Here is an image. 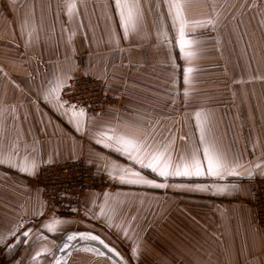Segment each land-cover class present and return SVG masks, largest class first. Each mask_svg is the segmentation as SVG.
<instances>
[{"label":"crops","instance_id":"obj_1","mask_svg":"<svg viewBox=\"0 0 264 264\" xmlns=\"http://www.w3.org/2000/svg\"><path fill=\"white\" fill-rule=\"evenodd\" d=\"M67 2L0 0V154L37 165L29 174L0 164V259L3 247L32 229L30 243L0 264H31L34 257L48 264L60 239L38 237H47L43 226L53 218L66 221L55 226L61 235L70 229L110 235L133 264H264V227L252 205V187L264 181V0H188L183 13L192 25L185 38L193 45L186 50L196 53L190 58L179 48V25L157 0H140L139 31L127 38L115 0H75L72 17ZM187 67L193 68L188 84ZM78 73L102 80L119 99L86 115L80 130L45 99L57 79L67 84ZM198 112L206 140L229 162L239 159L241 176L164 180L134 165L168 187L113 179L68 213L42 199V162L83 158L107 173L112 164L131 163L95 142L100 131L146 138L149 151H165L174 163L194 149L203 159ZM196 184L236 190L217 194ZM88 256L101 257L81 254L73 263Z\"/></svg>","mask_w":264,"mask_h":264},{"label":"snow or ice","instance_id":"obj_2","mask_svg":"<svg viewBox=\"0 0 264 264\" xmlns=\"http://www.w3.org/2000/svg\"><path fill=\"white\" fill-rule=\"evenodd\" d=\"M14 2V0H13ZM188 2V0H157V6L161 3L165 4L168 8V14L172 17L173 25H179V48L181 53L185 58H190L196 55L195 52L186 50L190 49L193 45V41L187 40L186 28L192 25L189 22L184 13L183 7ZM67 14L72 17L76 14L77 4L75 0H68L67 4ZM115 9L119 15L120 26L123 29V35L125 38L128 37L130 33H136L139 31L140 21L143 18V10L140 5V0H115ZM211 19L206 21L195 22L197 25L212 24ZM193 72V68L187 67L184 69V82L186 84L190 83L189 74ZM66 79H71L67 77ZM70 85L66 84L65 80L57 79L54 86H52L48 92L45 94V99H51L52 102L59 109H63L65 115L69 116L70 122L74 123L77 130H80L84 119L86 117L85 110L83 108L77 109L75 104H71L68 101L62 99V90ZM188 93L185 92V96ZM197 126L200 129V143L203 145V159L199 155V149H194L190 155L182 156L178 163H174L171 156L165 155V151H149L150 146L147 144L146 138L140 139L135 136H130L128 134H118L115 129H111L109 134L105 131L98 132V138L96 143L102 145L104 148L111 149L121 156H124L129 162L128 166H121L118 164H112L109 170V176L112 179H118L121 183L127 184H137V185H147L156 188L168 187L165 183H157L153 179H147L137 170H135L134 165H139L142 169H150L152 173L157 176L167 180L170 177H214L219 179H224L225 177H239L241 173L238 171L243 165L240 164L237 158L234 162H229L224 154L217 148L214 142L206 140V133L203 127V122L201 121V113H196ZM183 139V138H182ZM0 164H8L12 167H18L20 171L32 174L37 167L34 160H28L24 158L22 161L17 163L14 159V153L8 155L0 154ZM259 167V165H257ZM250 178L253 172L249 171L247 173ZM178 187H186L185 185H177ZM196 190L207 191L209 187L215 189L217 194L227 193L230 190H236V185H201L196 184L194 186ZM66 221L53 218L51 222L45 223L43 226L50 233H55L56 225L64 224ZM23 225H18L16 229L10 233V235L15 236L16 232L22 228ZM32 229L23 231L20 236H16V243L10 246V250L15 248L20 244H29L31 239ZM39 239H47L46 236L38 237ZM66 240L68 242L81 240V241H93L96 245L103 246L107 249L108 253H115V250L105 243L103 239L99 236L90 232H79L67 234ZM71 245L65 243L61 250H66ZM45 251H48L45 249ZM83 251L90 252L96 255H104L105 253L101 251L98 246L86 247ZM137 249H133L135 253ZM40 253H37L39 256ZM35 261V257L33 258ZM55 264H62L60 260H56Z\"/></svg>","mask_w":264,"mask_h":264},{"label":"built area","instance_id":"obj_3","mask_svg":"<svg viewBox=\"0 0 264 264\" xmlns=\"http://www.w3.org/2000/svg\"><path fill=\"white\" fill-rule=\"evenodd\" d=\"M62 90V99L83 108L87 116L96 115L119 103L118 97L105 89L102 80L78 73ZM42 199L60 212L68 213L81 207L86 193L102 191L113 184L107 172L100 171L85 159H71L60 163L42 162L40 167ZM252 205L258 223L264 227V181L252 187Z\"/></svg>","mask_w":264,"mask_h":264},{"label":"water","instance_id":"obj_4","mask_svg":"<svg viewBox=\"0 0 264 264\" xmlns=\"http://www.w3.org/2000/svg\"><path fill=\"white\" fill-rule=\"evenodd\" d=\"M79 232H90L93 233L97 236H99L101 239L105 241L106 244H108L111 248L115 250V253H118V255H115L114 253H108L107 249H104L103 246L96 245V242L93 241H81V240H75L68 242L66 240L67 234L71 233H79ZM69 243L71 247H69L66 250H61L63 244ZM92 246H98L101 248V251H103L105 254L104 255H99V256H104L108 257L110 260L111 264H133L128 257L119 249L117 245L114 243L108 241L106 238H104L101 234L94 230L90 229H70L65 231L57 243L51 258L49 260L48 264H55L56 260H60L62 264H66V261L74 254V253H87V254H93L90 252L83 251L84 248L86 247H92ZM96 255V254H95Z\"/></svg>","mask_w":264,"mask_h":264},{"label":"rangeland","instance_id":"obj_5","mask_svg":"<svg viewBox=\"0 0 264 264\" xmlns=\"http://www.w3.org/2000/svg\"><path fill=\"white\" fill-rule=\"evenodd\" d=\"M47 231V230H46ZM47 233V238H51V240H53L55 243L60 239V233H61V230H58V231H55V233H50V232H46ZM104 233V232H103ZM104 235L106 236V239L108 240V241H110V242H112V243H114L115 245H117L118 247H120V245L118 244V243H116L115 242V240L110 236V235H108V234H106V233H104ZM16 243V240L14 241V242H12L11 244H9V245H7V246H5V247H3L4 248V250L2 249V256H1V259H0V262H6L7 260H9L10 259V257H12L14 254L16 255V253L19 251L20 252V247L22 246V244H20V245H18V246H16L15 248H12L11 250H10V246L11 245H14ZM79 254H82V255H84V256H86V254L87 253H79ZM81 259V261L80 262H82L83 264L85 263V264H87V263H89L90 261L91 262H93V261H96L95 259H96V257L94 258V257H82V258H80ZM31 264H39L38 263V261L36 262V261H33V262H31ZM74 264V263H73Z\"/></svg>","mask_w":264,"mask_h":264},{"label":"bare ground","instance_id":"obj_6","mask_svg":"<svg viewBox=\"0 0 264 264\" xmlns=\"http://www.w3.org/2000/svg\"><path fill=\"white\" fill-rule=\"evenodd\" d=\"M81 254L79 253H74L67 261H66V264H73L74 261L77 260V258L80 256ZM99 256V255H98ZM92 258V257H91ZM95 258V257H94ZM96 261H93V262H89L87 264H111L110 260L108 259V257H104V256H101V257H98L95 259ZM76 264H81L79 262H76ZM83 264V263H82ZM85 264V263H84Z\"/></svg>","mask_w":264,"mask_h":264}]
</instances>
